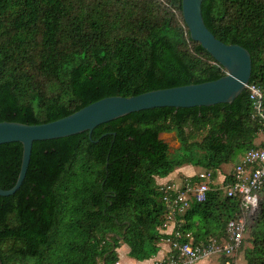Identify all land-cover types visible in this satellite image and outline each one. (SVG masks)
Masks as SVG:
<instances>
[{"label": "trees", "instance_id": "16d2710c", "mask_svg": "<svg viewBox=\"0 0 264 264\" xmlns=\"http://www.w3.org/2000/svg\"><path fill=\"white\" fill-rule=\"evenodd\" d=\"M201 11L217 40L249 52L259 110L245 89L232 104L139 111L90 135L34 142L22 185L0 197L2 264H117L123 244L143 262L165 243L166 261L186 235L194 245L227 239L240 200L225 195L233 167L222 184L219 171L250 149L264 150L254 143L264 134V0H204ZM224 75L191 40L181 0H0V123L46 124L107 97ZM170 133L179 143L174 153L160 138ZM21 158L20 143L0 145V189L15 185ZM185 166L210 172L213 184L206 200L191 201L174 231L164 233L157 179ZM198 173L182 182L194 184ZM241 250L245 264H264V185L241 246L213 258L234 264Z\"/></svg>", "mask_w": 264, "mask_h": 264}, {"label": "water", "instance_id": "95a60500", "mask_svg": "<svg viewBox=\"0 0 264 264\" xmlns=\"http://www.w3.org/2000/svg\"><path fill=\"white\" fill-rule=\"evenodd\" d=\"M203 1L181 0L182 18L191 40L198 43L223 68L225 71L223 77L201 84L150 91L134 97H107L67 117L46 124L1 122L0 145L20 143L22 158L15 185L9 190L0 189V197L14 195L22 185L34 142L66 138L84 132L90 135L102 124L139 111L232 104L249 84L252 73L251 56L239 45H227L217 40L207 29L201 11Z\"/></svg>", "mask_w": 264, "mask_h": 264}, {"label": "built area", "instance_id": "2783aa9c", "mask_svg": "<svg viewBox=\"0 0 264 264\" xmlns=\"http://www.w3.org/2000/svg\"><path fill=\"white\" fill-rule=\"evenodd\" d=\"M249 97L253 102L255 110L260 108L262 97L258 86L252 84L247 86ZM264 123V117L262 118ZM226 175L222 176L220 184L225 181ZM197 181L190 184L189 179L181 181L179 185L173 182L159 183L163 194L162 201L166 207V222L162 232L172 233L176 225V217L184 215L190 208L191 201L202 203L206 200L213 184L210 172H200L196 175ZM264 185V150L250 149L238 159L233 166L231 184L225 186V195L231 199L240 200L241 214L236 220H231L226 227V240L218 243L210 240L207 243L194 245L190 235H186L188 242L172 243L173 256L162 261L163 264H197L204 260L224 254L230 256L242 244L245 236V228L250 216L258 209L259 192ZM171 230L169 231V227ZM177 238L183 237L179 232L174 233Z\"/></svg>", "mask_w": 264, "mask_h": 264}, {"label": "rangeland", "instance_id": "374dc122", "mask_svg": "<svg viewBox=\"0 0 264 264\" xmlns=\"http://www.w3.org/2000/svg\"><path fill=\"white\" fill-rule=\"evenodd\" d=\"M160 138L166 144H168V146H169V152L170 153H174L179 148V143L177 142L174 133L162 134L160 136ZM254 143H255L256 146H259L260 144L264 143V134H260L257 137V139L255 140ZM240 156L241 155H238L231 163L222 166L221 169H220V171H219V174L220 175H223V174L226 175V174H228V172L232 169V167L235 165V163H237V161L240 158ZM190 167L191 166H189V167H186L185 166L183 168L177 169L172 174H170L169 176H167L165 179H157V183H165V182L169 181V182H173V183L179 185L184 177L189 176V175H193L195 173H198L201 170L199 168H194V167H191L190 168ZM221 180H222V178L219 177L217 179V181H216V184H219ZM249 246L250 245L247 242L244 244V247H249ZM128 251H129L128 246L124 244L122 246L121 250L119 251L120 258L121 259H123L124 257L129 258ZM237 254H238V257L236 258V262L234 264H245L242 250L239 251ZM239 257L241 258L240 260H238ZM211 261H209L211 264H215L216 263L214 260H211ZM136 262H138V261H136Z\"/></svg>", "mask_w": 264, "mask_h": 264}, {"label": "crops", "instance_id": "0c3cea01", "mask_svg": "<svg viewBox=\"0 0 264 264\" xmlns=\"http://www.w3.org/2000/svg\"><path fill=\"white\" fill-rule=\"evenodd\" d=\"M170 230H171V226L169 227V231ZM123 245H121L119 249H116V252L118 254V262H117V264H159V262H162L166 258L168 252L170 251V246L168 244H166V243L165 244H161L160 251H159V253L157 254L156 257H154V258H152L150 260H147V261H143V262H139L138 261V262H136V260H134V259H132L130 257L129 258L124 257L123 259L120 258L119 251L121 250V248H122ZM240 257H239L238 260L241 259ZM211 260H214L216 262L215 264H219V261L218 260H216V259H211ZM211 260H204V261H201V262H199L197 264H211L209 262Z\"/></svg>", "mask_w": 264, "mask_h": 264}]
</instances>
